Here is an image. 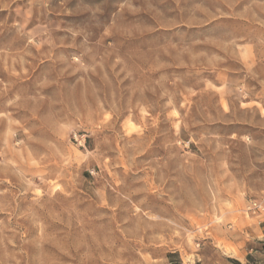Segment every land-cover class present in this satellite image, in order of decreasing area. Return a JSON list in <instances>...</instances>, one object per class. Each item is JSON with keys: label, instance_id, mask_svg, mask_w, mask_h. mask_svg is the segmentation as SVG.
I'll list each match as a JSON object with an SVG mask.
<instances>
[{"label": "rangeland", "instance_id": "374dc122", "mask_svg": "<svg viewBox=\"0 0 264 264\" xmlns=\"http://www.w3.org/2000/svg\"><path fill=\"white\" fill-rule=\"evenodd\" d=\"M264 0H0V264H264Z\"/></svg>", "mask_w": 264, "mask_h": 264}, {"label": "built area", "instance_id": "2783aa9c", "mask_svg": "<svg viewBox=\"0 0 264 264\" xmlns=\"http://www.w3.org/2000/svg\"><path fill=\"white\" fill-rule=\"evenodd\" d=\"M247 212L255 216L264 217V205L261 203H253L247 208Z\"/></svg>", "mask_w": 264, "mask_h": 264}]
</instances>
